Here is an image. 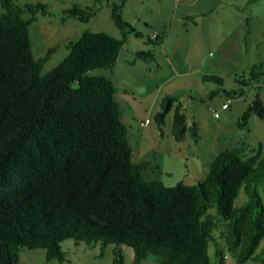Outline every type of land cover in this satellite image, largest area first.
Wrapping results in <instances>:
<instances>
[{"label":"trees","instance_id":"trees-1","mask_svg":"<svg viewBox=\"0 0 264 264\" xmlns=\"http://www.w3.org/2000/svg\"><path fill=\"white\" fill-rule=\"evenodd\" d=\"M107 2L119 35L84 29L41 73L54 47L34 58L28 24L48 13L46 4L0 0V264H14L22 246L41 247L46 258L61 262L64 238L113 243L110 264H141L148 254L154 264H226L224 251L233 253L232 264H264V255L256 252L264 236V204L257 191L264 179V151L259 145L247 150L241 141L216 151L192 183L145 179L141 171L147 160H131L113 82L105 71L92 72L113 64L133 30L120 17V4ZM95 10L73 4L62 9L61 18L86 20ZM134 57L153 58V53L138 49ZM255 73L252 63L249 77ZM200 78L219 85L210 92L223 89L218 74ZM235 79L239 84L247 80L243 74ZM171 108L172 135L178 139L189 130L195 140V123L185 124L173 95L161 97L155 121L160 125ZM251 113L264 115L256 89L237 125L244 126ZM240 188L246 199L234 205ZM215 213L224 222L222 244H215L211 260L207 244ZM120 244L131 247V263L123 260Z\"/></svg>","mask_w":264,"mask_h":264},{"label":"rangeland","instance_id":"rangeland-1","mask_svg":"<svg viewBox=\"0 0 264 264\" xmlns=\"http://www.w3.org/2000/svg\"><path fill=\"white\" fill-rule=\"evenodd\" d=\"M149 1L113 0L120 4L118 12L122 19L123 17L130 18L136 12L139 18L146 16L150 19L152 27L149 26L147 31L146 27H141L146 33H143L141 38L133 37L131 45L136 48V39H139L140 48L152 51V62H158L160 74L163 70L164 77H166L173 72L172 76L167 79L170 81L169 83H172L170 87H167L168 95L173 94L176 101L179 102L180 110L185 117V124L188 126L192 122L195 123L197 136L194 140L190 136L189 130H186L185 135L188 140H183L180 143L174 140L169 133L172 108L166 112L161 123V128L166 134L162 139H156L154 133L151 134L146 127L139 126V120L143 121L144 117L149 120L148 126L155 125L152 116L148 112L143 113V108L148 103L149 108H155V106H159L161 100L159 92L158 96L150 102L153 90L150 85L143 86L145 88L140 90L145 91L144 95L138 96L132 105V111L137 117L131 125H129V121H126L125 124L127 140L131 147V160L136 162L146 159L148 162L141 171L142 177L145 179L158 178L165 185H172L180 179L185 183L192 182L194 179L191 177L180 175L178 172L180 164L184 170L191 169L193 176H197L204 167L203 164L207 161V155L210 152L212 154V152L234 146L241 141L247 150L259 145L264 151V115L257 116L251 113L244 126L237 125L240 113L253 97L255 89L258 90L259 96L264 102V13L257 18H249L250 12L264 9V0H195L199 1V4L212 6L213 9L199 14L198 11L201 7L190 8L186 12L188 14L178 21H175L169 13L164 16L167 7L164 1L154 5H150ZM56 2L53 8H48L49 3H46L48 13L37 14V19L34 18L28 24L29 41L34 58L44 55L48 47H54L42 64L41 73L54 66L67 53L65 43L75 38L82 30L111 32L114 29L117 33L110 17V4L107 0H63L65 7L73 4L85 7L83 4L86 3L87 6L96 8L94 14L86 20L78 19L72 15H64L62 19V10L59 11L57 7L59 5ZM222 4L224 7L218 8ZM227 7L230 18L223 23L218 18L225 14ZM2 10L0 5V11ZM28 15L29 13L26 11L22 13L23 17ZM193 20L196 22L193 23ZM136 24L144 26L140 20L136 21ZM186 30L188 31L186 32ZM151 32H156L159 35L158 39H147ZM159 50L160 52H158ZM252 63L256 64L257 71L254 78L249 77ZM100 71L106 72L103 68L92 70V72ZM181 71H185V73L179 74ZM201 73L220 75L221 87L227 93L223 89L210 92L219 85L212 80H202ZM128 74H135V82L140 80L138 77H141V74L137 71L130 70ZM240 74H243L247 79L245 84H239L236 81L235 76ZM159 79L160 76L157 80ZM144 82L150 84L151 81L147 79ZM233 89H238V91L230 92ZM128 100L132 99L128 98ZM225 101L227 107L221 109L220 104ZM122 110L123 118H125L124 109ZM213 111H217L218 115L214 116ZM212 134H216L217 139H214ZM178 147L182 152L181 158L177 157L180 152L176 154ZM165 168L169 173L164 172ZM257 191L264 204V179L257 183ZM245 199L246 194L240 188L233 204L238 205ZM208 210L215 212L214 208ZM215 220L216 227L212 229V239L207 244V252L211 260H214L213 248L215 244H222L220 230L224 220L217 213H215ZM71 239L66 238L60 241L61 249L66 250V254H70L69 257H72L73 253H78L77 248H73L72 252L66 249V244L70 243ZM79 243V246L82 245L86 250L85 253H82L83 256L81 255V264H103V258L92 261L88 257V253L96 250L98 246H85L86 242L83 240H79ZM41 250L40 247H20L18 249L19 264H26L25 253L27 251L33 255L31 264H41L42 256L38 253ZM256 252H261L264 255V236L260 239ZM223 253L225 263L232 264L233 253L228 251ZM51 261L55 263L57 259L51 258ZM144 264L146 263L144 262ZM247 264L256 263L248 262Z\"/></svg>","mask_w":264,"mask_h":264},{"label":"crops","instance_id":"crops-1","mask_svg":"<svg viewBox=\"0 0 264 264\" xmlns=\"http://www.w3.org/2000/svg\"><path fill=\"white\" fill-rule=\"evenodd\" d=\"M15 1H17V2H27V1L37 2V1H40V2H44L45 4L49 3L47 5L48 8L55 7V1H57L56 4L59 5V6H57L59 11H61L63 8H65V6L63 4L64 3L63 0H15ZM161 1H164L166 6H167L165 9L164 16L169 13L170 16L172 18H174L175 21H178L179 19L186 16L188 14L186 12L190 8L191 9H197L198 7H201L198 11L199 14H203L205 11H208V10L211 11L213 9L212 6L208 7V5L199 4V1H197L198 2L197 3L195 0H150L149 2H150V5H154L157 2L160 4ZM83 5L87 6L86 3ZM202 6H204V7H202ZM216 7H218V6H216ZM222 7H224L223 4L221 7H218V8H222ZM149 9H150V6H149ZM228 10L229 9L227 7L225 9V14L220 15L219 16L220 18H218L223 23L230 18L228 15L229 14ZM140 11H141V9H140ZM140 11H138V12H140ZM263 13H264V9L254 10L253 12H250L249 18H251V19L257 18L258 16H260ZM144 15H146V14H144ZM36 19H37V15L35 17V20ZM123 19L128 21L133 26V30L129 31L126 34L125 39L119 48V51L117 53V57H116L115 61L113 62V64L109 68H106L105 70H106V73L111 78L113 85H114V98L117 100V102L119 104L121 119L125 124H126V121H129V125H131L137 117L134 115V113L132 111L133 101H135V99L138 96L144 95V93H145V91H142L140 89L145 88L143 86L148 87V85H150L152 90H153L151 93L150 102L153 101V98L158 96L159 92H160L159 98L161 99V97L163 95L169 94L167 87H170L172 85V83H169L170 81H168L167 79L169 76H172L173 72L171 74L167 75L166 77H164L163 70H161V74H160V71H159L160 65L158 64L157 61L152 62L151 58L141 59V58H136L133 56L134 52L136 50L142 49L139 47V44H138L139 39H136L137 40L136 41L137 47L136 48L132 47L131 42H133V37L141 38L142 34L146 33L147 28L149 26L152 27V25H150V23H151L150 19L147 18L146 16L143 18H139V15L137 12L134 14V16H131L130 18L123 17ZM138 20H140V23H143L144 26L137 25L136 21H138ZM185 20H189V19H185ZM195 22H196V20H193V23H195ZM141 27H146V31L143 30V28H141ZM116 30H117V28H116ZM135 31L139 34H135L136 33ZM187 31L188 30H186V32ZM110 33L114 36L119 35L118 30L116 33V31L114 29H112ZM158 37H159V35L156 32H151L150 34H148V38L158 39ZM158 52H160V50ZM130 70H135V71H137V73L141 74V77H138L140 79V80L138 79L139 80L138 82H135V80H134L135 74H133V75L128 74V72ZM182 73H185V71L179 72V74H182ZM159 76H160V79L157 80V78ZM147 79L151 81L150 84H147L144 82V80H147ZM153 88H155V89H153ZM170 95H173V94H170ZM128 98H131L132 100H128ZM159 106H160V103H159ZM159 106H155V108H149V103H148L143 108V113L148 112L149 115L152 116V118L155 122V125L153 127L148 126L149 120L145 124H141L140 123L142 121V119H141V120H139V123H138L139 126L146 127L147 130H149V132L151 134L154 133L156 135V139H158V140L162 139L163 136L166 135V134H164V131L161 128V124L159 125L153 117L154 112L159 109ZM122 109H124L125 118H123V110ZM169 110H171V109H169ZM171 112H172V110H171ZM145 118L146 117H144V119ZM127 119H129V120H127ZM169 133L172 135L170 128H169ZM185 134H186V132H184L183 135L178 139H176L173 135H172V137L174 138V140H176L177 143H180L183 140H188V139H186ZM212 136L214 139H217L216 134H212ZM177 151H178V153H176V154H179V152H180V154L177 155V157L181 158L182 152L180 151L179 147H178ZM214 153L215 152H212V154H211V152H210V154L207 155L208 159L203 164L204 167L197 174V176H193L191 169L184 170V168L182 167L181 164L179 165L178 172L180 173V175L183 174V175H181L182 177L189 176L192 179H194L192 182L196 181L197 179H199L203 176L204 171L206 170L207 164H208L210 158L212 157V155ZM181 163H182V161H181ZM164 172L169 173L167 168L164 169ZM180 181H182V180L180 179ZM192 182H187V183H192ZM64 239H66V238H64ZM71 240L72 241H70V243L66 244V249L68 251L72 252L74 250L73 248H77L78 253H73V256L69 257L70 254L67 255L66 250L62 249L64 252V259L61 262L55 261V263H53L51 261V258L45 257L44 249L42 248L41 251H38V253H40L42 256L41 257V261H42L41 264H81V261H82L81 255H82V253L86 252L85 247H83L82 245H81L82 247L79 246L80 245L79 240H75V239H71ZM85 246H91V247L92 246H98V248H96V250L90 251L88 253V257L90 258V260L95 261V260H98L99 258L100 259L103 258L102 259L103 264H110V261L112 258V249L115 246L113 243H106V244L101 246L99 241H94L92 243H85ZM60 247H61V245H60ZM119 247H120V250H121V253L123 256V260L127 263H131L132 258H133V252H132L131 247L128 245H125V244H120ZM25 258H26V264H31V262H32L31 259L33 258L32 253L30 251H27L25 253ZM19 262H20V253H18L17 261L14 264H19ZM96 262H98V261H96ZM144 262L146 264H154L153 256L148 254L145 258L142 259L141 264H144Z\"/></svg>","mask_w":264,"mask_h":264},{"label":"built area","instance_id":"built-area-1","mask_svg":"<svg viewBox=\"0 0 264 264\" xmlns=\"http://www.w3.org/2000/svg\"><path fill=\"white\" fill-rule=\"evenodd\" d=\"M227 106V103H226V101L225 102H222L221 104H220V108H225ZM213 115L214 116H217L218 115V112L217 111H213ZM147 122V118H145L143 121H141V123H146Z\"/></svg>","mask_w":264,"mask_h":264},{"label":"clouds","instance_id":"clouds-1","mask_svg":"<svg viewBox=\"0 0 264 264\" xmlns=\"http://www.w3.org/2000/svg\"><path fill=\"white\" fill-rule=\"evenodd\" d=\"M227 107V106H226ZM147 121H148V119H147Z\"/></svg>","mask_w":264,"mask_h":264}]
</instances>
